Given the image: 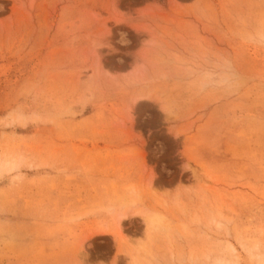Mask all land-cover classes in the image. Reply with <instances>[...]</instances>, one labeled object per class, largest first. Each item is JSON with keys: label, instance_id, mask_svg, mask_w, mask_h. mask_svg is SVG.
<instances>
[{"label": "rangeland", "instance_id": "1", "mask_svg": "<svg viewBox=\"0 0 264 264\" xmlns=\"http://www.w3.org/2000/svg\"><path fill=\"white\" fill-rule=\"evenodd\" d=\"M0 264H264V0H0Z\"/></svg>", "mask_w": 264, "mask_h": 264}, {"label": "bare ground", "instance_id": "2", "mask_svg": "<svg viewBox=\"0 0 264 264\" xmlns=\"http://www.w3.org/2000/svg\"><path fill=\"white\" fill-rule=\"evenodd\" d=\"M163 221V218L156 214L149 215L147 222L150 227L160 225Z\"/></svg>", "mask_w": 264, "mask_h": 264}]
</instances>
